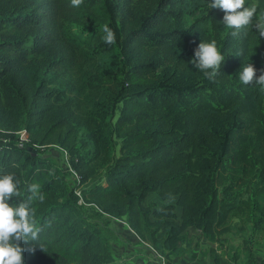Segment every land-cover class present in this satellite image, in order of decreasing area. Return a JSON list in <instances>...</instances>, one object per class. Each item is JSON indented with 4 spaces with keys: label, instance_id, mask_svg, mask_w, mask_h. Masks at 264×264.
<instances>
[{
    "label": "trees",
    "instance_id": "trees-1",
    "mask_svg": "<svg viewBox=\"0 0 264 264\" xmlns=\"http://www.w3.org/2000/svg\"><path fill=\"white\" fill-rule=\"evenodd\" d=\"M257 2L251 23L234 30L210 0H0V173L20 179L17 202L31 183L45 194L33 201L39 232L21 241L24 264H124L113 246L121 227L173 264L233 217L264 226V87L236 74L248 62L264 70ZM104 24L117 27L127 68L122 81L101 78L106 95L88 105L90 86L68 73ZM207 39L226 57L215 79L189 62ZM51 144L70 154L77 185L40 152ZM83 203L121 221L112 242ZM251 241L221 248L255 264Z\"/></svg>",
    "mask_w": 264,
    "mask_h": 264
},
{
    "label": "clouds",
    "instance_id": "clouds-1",
    "mask_svg": "<svg viewBox=\"0 0 264 264\" xmlns=\"http://www.w3.org/2000/svg\"><path fill=\"white\" fill-rule=\"evenodd\" d=\"M80 3L81 0H71L74 7ZM210 8L222 10L224 14L220 21L234 30L251 23L257 11L255 7L246 6V0H210ZM103 31L104 41L108 44L114 43V30L104 24ZM260 31L264 33V29ZM193 51L194 55L189 62L193 67L202 70L205 77L215 79L226 58L216 40H201ZM236 74L246 85L254 82L264 87V70H258L251 62L243 63ZM40 188L39 183L29 184L27 192L30 194L17 202L13 198L19 195L20 179L13 172L0 173V264H24L26 249L21 241H37L39 229L34 220L33 201L45 200V194Z\"/></svg>",
    "mask_w": 264,
    "mask_h": 264
},
{
    "label": "rangeland",
    "instance_id": "rangeland-1",
    "mask_svg": "<svg viewBox=\"0 0 264 264\" xmlns=\"http://www.w3.org/2000/svg\"><path fill=\"white\" fill-rule=\"evenodd\" d=\"M251 2L253 7H255L258 11L259 7L257 0H251ZM116 20H118L117 17ZM111 28L116 34L115 42L112 44L106 43L103 39L105 33H102L100 36H98V39L96 38L95 40L88 41L82 47L85 50L86 55L68 73L69 77L73 78L74 80H80L81 77L82 80L86 81L87 85L90 86L89 92L87 94L84 92L85 100L88 105H91L94 98L98 99L106 95V93L99 88L101 78H104L106 81H108L117 77L120 81H122L127 68L124 59L120 55L121 39L117 27ZM70 31L71 33L77 32V30L74 28H70ZM94 90H97L98 93ZM112 137V143L115 146V154H119L121 138L116 134L112 135ZM40 152L44 157H48L54 166H57L66 174L67 180L71 185H77V183H79L81 177L72 166L70 154L68 155L66 151L54 144L41 147ZM106 168L107 165L99 164L98 176L102 175ZM83 206L85 208L83 210L85 212V216L101 225L109 240L112 242L115 237L113 230L118 225V223L120 224L121 221L109 222V218L97 215L95 210H93L91 208L92 206L89 204L85 205V203H83ZM228 229L225 231L220 230V232L217 234L218 236L216 241H210L209 239L203 238L201 243L203 242L208 246L212 245V248H218V250H220L221 246L225 247L226 249H228V247H232L231 251H233L234 249H242L245 247L246 240L252 239L251 246L254 248L260 259L264 258V226H262V228L258 231H253L252 224L250 222L246 221L242 217H233L231 220V226ZM128 231L134 235L131 230ZM194 241L196 240L194 239ZM113 243L117 244L115 241H113ZM116 247L115 249L117 250L118 247ZM118 258L119 257H117V259Z\"/></svg>",
    "mask_w": 264,
    "mask_h": 264
},
{
    "label": "crops",
    "instance_id": "crops-1",
    "mask_svg": "<svg viewBox=\"0 0 264 264\" xmlns=\"http://www.w3.org/2000/svg\"><path fill=\"white\" fill-rule=\"evenodd\" d=\"M120 239L114 244L118 247L116 257L124 264H167L166 260L152 251L148 243L135 239L132 235L121 227L118 232ZM203 240V239H202ZM201 240V241H202ZM116 247V248H117ZM214 247V246H213ZM213 251V252H212ZM216 251V252H214ZM225 248H213L201 243L194 248L188 249L182 256L176 257L173 264H245L246 259L240 255L238 259L226 252ZM258 254L256 261H260Z\"/></svg>",
    "mask_w": 264,
    "mask_h": 264
},
{
    "label": "built area",
    "instance_id": "built-area-1",
    "mask_svg": "<svg viewBox=\"0 0 264 264\" xmlns=\"http://www.w3.org/2000/svg\"><path fill=\"white\" fill-rule=\"evenodd\" d=\"M21 138L22 139H27L28 138V134H27V132L25 130H23L21 132ZM20 145H22V143H20ZM255 264H264V258L262 260H260V261H257Z\"/></svg>",
    "mask_w": 264,
    "mask_h": 264
},
{
    "label": "water",
    "instance_id": "water-1",
    "mask_svg": "<svg viewBox=\"0 0 264 264\" xmlns=\"http://www.w3.org/2000/svg\"><path fill=\"white\" fill-rule=\"evenodd\" d=\"M29 150H33L34 152H37V150L34 147L28 146L27 147Z\"/></svg>",
    "mask_w": 264,
    "mask_h": 264
}]
</instances>
